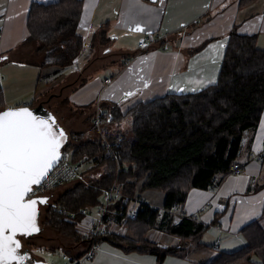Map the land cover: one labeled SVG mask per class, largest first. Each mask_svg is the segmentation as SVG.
<instances>
[{"label": "crops", "instance_id": "1", "mask_svg": "<svg viewBox=\"0 0 264 264\" xmlns=\"http://www.w3.org/2000/svg\"><path fill=\"white\" fill-rule=\"evenodd\" d=\"M35 1L56 0H0V69L4 76L0 87L6 106L35 101L34 105L43 102L62 108L73 118V128L82 132L91 129L89 119L99 97L102 113L104 106L115 104L124 111L137 101L169 92H195L215 83L235 25L241 33L257 34V45L264 50V0L246 6H240V0H83L78 26L84 41L81 53L70 65H42L44 54L28 39L27 18ZM107 23L110 41L103 45L99 34ZM148 35H166L165 47L157 44L139 52V39ZM107 77L113 80L103 88ZM70 100L83 109L73 111ZM89 101L91 108L85 109ZM127 125L125 121L110 128L126 129ZM263 148L264 111L259 123L244 131L235 159L245 164L243 172L219 173L213 185L189 190L182 209L197 213L196 220L206 224L202 245L193 243L160 261L155 253L125 251L103 239L96 257L83 264H203L221 252L245 246L248 241L242 230L246 225L257 220L264 228V161L250 158L251 152ZM84 164L93 178L103 174V165L94 159ZM141 196L157 208L164 207L163 191L148 190ZM129 208L136 210L139 205ZM95 212L91 208V220ZM124 235L132 233L126 229ZM148 237L165 247L180 243L174 234L155 227ZM84 245L69 243L67 249L77 256Z\"/></svg>", "mask_w": 264, "mask_h": 264}, {"label": "trees", "instance_id": "2", "mask_svg": "<svg viewBox=\"0 0 264 264\" xmlns=\"http://www.w3.org/2000/svg\"><path fill=\"white\" fill-rule=\"evenodd\" d=\"M253 1L240 0V6ZM82 10L83 0L32 3L27 18L28 39L36 44L37 52L44 54L42 65H70L81 53L84 41L78 26ZM108 28L109 23L99 34L103 45L110 41ZM166 42L161 40L158 46L165 47ZM34 102L28 105L34 106ZM5 107V94L0 87V110ZM104 109L103 130L114 142L124 167L117 179L122 193L142 198L144 191H163L165 208L174 204L182 208L191 188H207L219 173L230 171L244 131L259 123L264 111V50L257 45V34L241 33L235 25L215 83L195 92H169L137 101L124 111L118 104ZM93 116L89 119L91 132H78V141H68L64 153L72 150L75 162L85 157L94 159L103 165V174L93 178L87 172L91 185L70 182L59 191L58 199H54V192L48 194L49 203L42 207L46 210L43 225L85 243L86 238L76 230L75 224L64 220L59 209L78 212L83 207L95 208L117 177V165L104 156L103 142L93 129ZM125 121L126 129L111 130V124L121 125ZM67 132L71 138L74 131L67 128ZM128 207L129 203L123 204L118 199L110 213L116 211V219L120 220ZM126 225L131 236L106 234L99 238L100 242L107 239L125 251L155 253L160 261L193 243L202 245L206 230V224L192 218L183 217L175 223L172 213L165 211L160 216L159 208L148 204L141 205ZM154 227L174 234L180 243L165 247L150 240L148 231ZM242 232L248 241L245 246L221 252L203 264H264V228L254 220ZM66 252L70 254V250ZM82 253L70 255L79 257Z\"/></svg>", "mask_w": 264, "mask_h": 264}, {"label": "snow or ice", "instance_id": "3", "mask_svg": "<svg viewBox=\"0 0 264 264\" xmlns=\"http://www.w3.org/2000/svg\"><path fill=\"white\" fill-rule=\"evenodd\" d=\"M64 139L54 117L28 108L0 112V264L26 258L18 253L16 236L39 231L37 204L46 202L26 197L35 195L33 185L39 186L59 160Z\"/></svg>", "mask_w": 264, "mask_h": 264}, {"label": "built area", "instance_id": "4", "mask_svg": "<svg viewBox=\"0 0 264 264\" xmlns=\"http://www.w3.org/2000/svg\"><path fill=\"white\" fill-rule=\"evenodd\" d=\"M2 33L0 32V38ZM165 36L159 35H148L142 36L138 41V50L139 52L149 49L153 46H156ZM112 77H107L103 80V88L112 82ZM100 99H98V105L95 108L93 116V129L97 132V135L101 138L104 145V156L113 160L117 165V177L114 183L107 188L104 193V199L98 204L96 212L93 214L91 220V209L89 207H83L78 212H66L64 209L60 208L59 212L64 214V220L69 223L75 224L76 230L82 235L86 236V246L79 257H73L67 252H63L61 256V264H83L88 261H92L96 255L100 246L99 238L106 234H119L124 235V231L128 229L126 222L129 217H135L139 208L143 204H148L151 207H155L152 204H149L143 198L136 196L132 197L128 194H123L120 185L118 182V175L123 170V164L120 161L119 154L116 150L114 142H112L107 136L106 132L103 130L102 126V111L100 107ZM74 131V130H73ZM74 136H76L74 138ZM77 133H73L72 137L68 138V141H78ZM68 143V142H67ZM250 158L257 159L259 161H264V148L260 152L253 151L250 153ZM84 160L75 162L72 160L69 153H63L58 164L48 173L47 177L41 182L39 186H33V191L35 192L34 196H43L48 195L58 186H61L70 182H84L88 185H91V177L83 168ZM245 164L233 163L230 167L229 173L240 174L243 172ZM29 196H33L31 193ZM118 199H122L123 204H138L139 208L136 210L128 211L122 219L117 220L116 214L111 215L110 210L113 203ZM96 208V207H95ZM157 208V207H156ZM165 211H169L174 215V221L179 222L183 217L197 219L198 214H190L181 208L179 204H174L171 208H159L160 216L163 215Z\"/></svg>", "mask_w": 264, "mask_h": 264}, {"label": "rangeland", "instance_id": "5", "mask_svg": "<svg viewBox=\"0 0 264 264\" xmlns=\"http://www.w3.org/2000/svg\"><path fill=\"white\" fill-rule=\"evenodd\" d=\"M55 65H58L56 63H54ZM52 65V64H49ZM49 68V67H47ZM46 70V69H45ZM2 73H1V69H0V86H1V81H2ZM4 77V76H3ZM88 78H85V81ZM70 103H72V110L73 111H78L83 109L81 107H78L75 102H73L72 100H70ZM87 104H85V109H90L91 108V101L86 102ZM95 102L92 103V105H94ZM50 108H52L54 111H56L59 114V119L60 121L64 124L65 127H67L68 129L74 130L75 133L78 132H82L81 129L79 128H73L71 120H73V118L69 117L68 114L66 113V111H64L62 108H57L56 106H48ZM67 110V109H65ZM90 126L88 127L91 128V124H89ZM97 133V132H96ZM76 136H74L75 138ZM67 153L70 154L71 158H72V150H68ZM82 160H84V162L86 160H88L87 157L83 158ZM87 165L83 164V168H85L86 172H89L90 169H88L86 167ZM91 177V176H90ZM69 183L63 184L61 186L56 187L55 189L52 190V192H54V199H58V194L59 191L61 189H63L66 185H68ZM86 184V183H85ZM88 185V184H87ZM104 199V196L102 195L101 197V201ZM100 204V203H99ZM91 209V207H89ZM98 208V205H96V209ZM43 213L41 215V221H43L45 219L46 216V210L43 208ZM61 213V212H60ZM64 216V214H62ZM43 231L36 235L35 237H33L30 241L29 244L31 245L32 249L34 250V252L41 258H43L44 260H46L48 263L50 264H61V256H62V248L60 245H64L66 248V250H68L67 246H69V243H83V242H76L74 240H72L71 238H68L64 235L59 234L56 230H54L51 226L48 225H44L43 227ZM84 238H86V236H84ZM84 245V249H85Z\"/></svg>", "mask_w": 264, "mask_h": 264}, {"label": "water", "instance_id": "6", "mask_svg": "<svg viewBox=\"0 0 264 264\" xmlns=\"http://www.w3.org/2000/svg\"><path fill=\"white\" fill-rule=\"evenodd\" d=\"M151 1H156V0H151ZM19 108H28L30 111L33 112L34 115H37V116H40L43 118H48V117H54L55 118L57 125L64 130L65 137H66V139H64L62 146L60 148V158H61L63 153H64V148L66 147L67 142H68L69 133L67 132V128L62 124V122H60V120L57 117V115L55 114V112L52 109H50L48 106H46L43 102H41L37 105H34V106H31L28 104L18 105V106H13V107L6 106L4 109L0 110V112H3V111L8 110V109L17 110ZM60 158H59V160H60ZM59 160L55 163L53 168L58 164ZM33 186H35V185H33ZM27 198L38 199V200L45 199L46 202L37 204L36 226L38 227L39 231L33 232L31 234H28V235H23V234H19V233L17 234L16 239L20 241V245H21V247L18 249V253L23 254L26 258L22 262L21 261H14L13 264H50L46 260H44L43 258L39 257L34 252V250L32 248L24 246V241L22 238L23 236L30 237L34 234H38L44 229L43 228L44 225L42 224V221H41V215L43 213L42 207H43V205H47L49 203L50 197H49V195H43V196H31V197L28 196V197H26V199Z\"/></svg>", "mask_w": 264, "mask_h": 264}, {"label": "flooded vegetation", "instance_id": "7", "mask_svg": "<svg viewBox=\"0 0 264 264\" xmlns=\"http://www.w3.org/2000/svg\"><path fill=\"white\" fill-rule=\"evenodd\" d=\"M42 231H43V230H42ZM42 231H41V232H42ZM41 232H40V233H41ZM40 233H38V234H40ZM38 234H34V235L30 236V237L23 236L22 238H23V241H24V246L32 248L31 245L29 244V241H30L33 237H35L36 235H38Z\"/></svg>", "mask_w": 264, "mask_h": 264}]
</instances>
